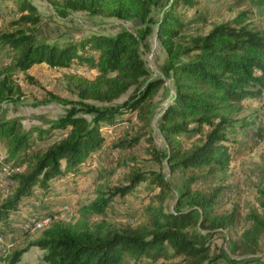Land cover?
<instances>
[{
  "label": "trees",
  "instance_id": "1",
  "mask_svg": "<svg viewBox=\"0 0 264 264\" xmlns=\"http://www.w3.org/2000/svg\"><path fill=\"white\" fill-rule=\"evenodd\" d=\"M160 3L161 0H67L65 7L140 19L146 26L139 36L123 29L116 34L92 33L78 41L51 43L39 37L41 15L36 5L31 0H19L15 11L18 17L0 32V102L7 101L17 87L12 82L16 69L26 70L43 62L58 67H92L97 70L94 77L83 76L75 81L79 105L84 113L94 115L88 119L71 110L51 124L64 131V136L44 151L31 154L33 130L25 131L17 120L0 121V147L6 154L0 166L6 164L12 170L18 166L10 162L28 164L27 169L11 174L16 184L0 199V233L10 225L24 199L34 196L35 187L47 191L51 180L65 173L74 178L81 174V164L105 141L103 125L121 126L132 117L145 124L152 121V99L166 79L149 77L140 45L153 31L151 14ZM234 3H247L253 9L264 7V0ZM198 4L199 0H172L155 28L167 53L162 69L175 90L158 119L167 144L165 158L171 171L190 172L176 205H166L170 185L164 175L131 173L129 184L101 188L81 211L84 215L114 214L113 199L128 196L145 182L150 200L142 204V221L118 228L101 222L74 224L53 216L40 230L41 236L30 244L44 251V264H122L127 256L146 257L160 264H220V260L225 264H251L253 260L248 255L261 250L264 199L263 210L252 214L250 228L234 240L232 252L240 253L235 257L212 244L217 230L235 228L234 213L216 212V194L194 190L191 185L201 177L226 172L234 158V148L227 144L230 115L241 110L242 101L264 93V31L245 24L249 16L244 12L235 20L237 26L217 24L194 44L182 45L179 38L185 26L184 14ZM127 93L120 105L84 101L113 102ZM51 96L63 103L67 101ZM43 132L39 129V136ZM189 134L204 135L200 143L186 148L181 139ZM118 145L125 147L127 143L120 141ZM184 202L187 208L182 207ZM27 249L14 251L4 264H17Z\"/></svg>",
  "mask_w": 264,
  "mask_h": 264
},
{
  "label": "rangeland",
  "instance_id": "2",
  "mask_svg": "<svg viewBox=\"0 0 264 264\" xmlns=\"http://www.w3.org/2000/svg\"><path fill=\"white\" fill-rule=\"evenodd\" d=\"M41 15L38 25L39 37L48 42L64 43L69 40L78 41L92 33L116 34L126 29L138 36L145 28L140 19H122L106 14H91L87 10L65 7L67 0H31ZM172 0H161L151 14L153 31L142 41L140 50L150 78L166 79L152 99L155 105L153 119L145 124L140 119L132 117L121 126L103 125L105 141L100 149L93 152L81 164V174L74 178L65 173L51 180V189L42 191L35 187V194L24 199L22 207L13 214L10 225L0 233L3 239H12V246L0 244V264L6 263L14 251L28 248L17 264H44V251L31 242L41 236L42 231H32L21 228L20 224L31 219L35 214L52 213L58 220L77 224L117 226L136 225L142 221V204L148 203L150 192L145 182L138 185L126 197L116 196L113 206L116 215L107 213L101 215L82 214V208L98 196V191L108 187L125 186L129 184L130 174L146 172L148 174L164 175L170 185L167 191L166 205L174 208L178 193L182 190L190 172L171 171L165 154L167 144L159 129L158 119L163 108L170 102L174 94L173 81L166 76L162 65L166 59L165 48L156 34L157 20L162 18L164 11L170 7ZM235 0H199L198 6L184 14L185 26L179 38L182 45L190 46L199 37L206 35L217 24L237 26L235 20L246 12L249 19L245 24L264 31V7L253 9L247 3L235 5ZM19 0H0V32L7 29L9 22L16 19L15 12ZM60 7V8H59ZM31 27L30 25H26ZM193 54V53H191ZM97 70L92 67H58L48 63H38L26 70L16 69L12 82L16 89L7 101L0 102V121L17 120L25 131L33 130L35 142L29 151H44L50 144L64 136V131L53 128L52 123L67 115L71 110L83 114L88 119L94 115L84 113L79 105L80 96L76 87V79L92 78ZM75 76V77H74ZM133 91V90H132ZM65 99L60 102L54 99ZM129 93L114 100L102 102L95 99H84L96 105L122 104ZM241 110L230 115L232 124L228 127L229 141L235 155L224 173L201 177L192 183L194 190L216 194L215 209L218 213L235 215V228L219 229L213 236L212 244L218 249L225 248L232 256L239 257V252H232L233 242L244 230L250 228L252 214L261 212L264 199V93L259 98H250L241 102ZM39 129L44 130L39 136ZM207 129L205 130V133ZM204 134H189L182 137L186 148L194 143H200ZM123 141L127 146H120ZM6 157L3 146L0 147V161ZM9 170L8 165L0 166V199L10 193L16 184L12 173L28 168V164ZM185 187V186H184ZM187 203L182 204L187 208ZM231 232V233H229ZM261 250L248 255L251 264H264V235L260 238ZM220 264H225L223 260ZM122 264H160L149 258L134 259L127 256Z\"/></svg>",
  "mask_w": 264,
  "mask_h": 264
},
{
  "label": "built area",
  "instance_id": "3",
  "mask_svg": "<svg viewBox=\"0 0 264 264\" xmlns=\"http://www.w3.org/2000/svg\"><path fill=\"white\" fill-rule=\"evenodd\" d=\"M53 216L57 217V215H50V214L49 215L35 214L31 219L24 221L22 224H20V226L23 229L32 230V231L42 230L48 225V223L50 222ZM0 244H2V246H7V245L12 246L13 242L12 239L8 240V238L6 239V237L3 239V236L0 235Z\"/></svg>",
  "mask_w": 264,
  "mask_h": 264
}]
</instances>
